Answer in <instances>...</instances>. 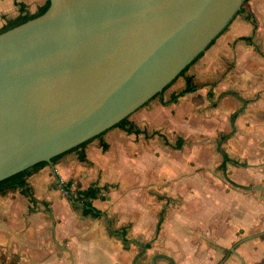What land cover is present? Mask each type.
Segmentation results:
<instances>
[{
	"label": "crops",
	"instance_id": "obj_1",
	"mask_svg": "<svg viewBox=\"0 0 264 264\" xmlns=\"http://www.w3.org/2000/svg\"><path fill=\"white\" fill-rule=\"evenodd\" d=\"M46 2L0 0V28ZM129 120L0 194V264H264V0Z\"/></svg>",
	"mask_w": 264,
	"mask_h": 264
},
{
	"label": "water",
	"instance_id": "obj_2",
	"mask_svg": "<svg viewBox=\"0 0 264 264\" xmlns=\"http://www.w3.org/2000/svg\"><path fill=\"white\" fill-rule=\"evenodd\" d=\"M246 1L50 0L43 14L0 33V181L53 164L131 116Z\"/></svg>",
	"mask_w": 264,
	"mask_h": 264
},
{
	"label": "trees",
	"instance_id": "obj_3",
	"mask_svg": "<svg viewBox=\"0 0 264 264\" xmlns=\"http://www.w3.org/2000/svg\"><path fill=\"white\" fill-rule=\"evenodd\" d=\"M248 1V0H247ZM247 1L243 4L242 6V9L240 11H243L245 9V4L247 3ZM17 3V2H16ZM18 5L20 6V14L18 17H16L15 19H12V20H8L7 23L2 27L0 28V33L6 31V30H9L17 25H20L32 18H35L41 14H43L44 12H46V10L49 8L50 6V0H47V2L43 5V6H40L38 8V10L35 12V13H31L28 11L27 7L25 6V4H22V3H18ZM239 11V12H240ZM238 12V13H239ZM230 25V24H229ZM229 25L226 27V29L223 31V33L228 29ZM217 39V38H216ZM216 39L210 44V46L208 48H210L216 41ZM207 48V49H208ZM204 52L202 54H200L194 61L192 64H194L196 61H198V59H200L202 56H203ZM191 64V65H192ZM189 65L181 74L180 76L184 75V73L189 69V67L191 66ZM179 76V77H180ZM177 80V79H176ZM175 80V81H176ZM174 81V82H175ZM172 82V83H174ZM171 85V84H170ZM169 85V86H170ZM167 86L164 91L169 87ZM195 89H197V87H192V86H187L182 92H180L179 95H184L188 92H192L194 91ZM159 95V94H158ZM128 126V129L131 131L134 129V124L129 120V117L125 118L124 120H122L121 122H119L115 127H122V128H126ZM88 143L85 142L73 149L72 150H75V149H78V148H81V147H84L86 144ZM104 149L107 148V146L104 144L103 145ZM63 154L59 155V156H56L53 158V163L57 162V160L62 156ZM82 160H85L86 159V156L85 155H81L80 157ZM47 162H40L38 164H35L34 166L26 169V170H23L21 172H18L16 174H14L13 176L9 177V178H6L2 181H0V194H6L9 190H14V189H20L21 192L25 195H28L30 196V192L28 191V183H27V180H28V177L30 175H32L33 173H35L36 171H38L42 166L46 165ZM100 192V188H97V187H90L86 190H83L81 191L82 193V199H85V200H89V199H92V198H96L98 197V193ZM91 205L89 204V202L87 201L86 203V207L89 208ZM90 210V209H89ZM89 210H86V211H89Z\"/></svg>",
	"mask_w": 264,
	"mask_h": 264
},
{
	"label": "built area",
	"instance_id": "obj_4",
	"mask_svg": "<svg viewBox=\"0 0 264 264\" xmlns=\"http://www.w3.org/2000/svg\"><path fill=\"white\" fill-rule=\"evenodd\" d=\"M60 191L62 195L72 200H81L82 193L81 190L77 187L75 182L66 181L61 176L59 177ZM101 196H105L104 192L100 193Z\"/></svg>",
	"mask_w": 264,
	"mask_h": 264
},
{
	"label": "rangeland",
	"instance_id": "obj_5",
	"mask_svg": "<svg viewBox=\"0 0 264 264\" xmlns=\"http://www.w3.org/2000/svg\"><path fill=\"white\" fill-rule=\"evenodd\" d=\"M0 19L3 21L4 20V16L0 15ZM243 238L240 237V239L238 240L239 242L242 240Z\"/></svg>",
	"mask_w": 264,
	"mask_h": 264
}]
</instances>
